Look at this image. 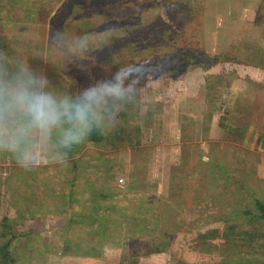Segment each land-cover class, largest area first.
I'll use <instances>...</instances> for the list:
<instances>
[{
  "label": "rangeland",
  "instance_id": "374dc122",
  "mask_svg": "<svg viewBox=\"0 0 264 264\" xmlns=\"http://www.w3.org/2000/svg\"><path fill=\"white\" fill-rule=\"evenodd\" d=\"M259 5L242 0H0L4 49L23 46L33 66L47 74L57 91L87 88L120 68L139 77L137 83L150 86L140 106L129 108L127 122L120 117L118 125L124 132L138 126L137 138L129 140L122 134L114 141H89L72 151L67 166L45 165L32 171L0 154V222L3 216L13 222L14 264H118L120 258L130 259L124 247L108 245L96 256L90 250L87 255L61 254L67 236L75 241L70 246L79 244L81 251L90 246L92 233L89 230L87 235L81 228L92 219V197L105 193L99 186L104 184L102 172L107 166L116 170L109 176L110 185L118 187L120 197L128 182L136 185L128 200H136L137 207L153 199L154 208L163 203L177 208L182 201L178 195L185 194L184 220L169 249L142 254L131 263L264 264V251L246 254L243 242L236 249L231 245L236 235L264 230V220L255 216L253 204L252 217L233 212L237 190L230 197L224 195L217 219L211 202H223V185H217L208 171L211 164L233 169L244 182L246 190L240 192L264 199V107L249 108V94L241 97L232 92L234 80L250 82L252 64L263 63L264 52L258 48L264 47V5L262 12ZM255 10L262 13L256 22ZM57 29L86 32L99 40L90 54L95 62L92 57L83 66L64 67L55 57L42 62L38 55L47 48L50 30ZM177 47L186 51L176 58L187 59L170 64ZM107 50L114 51L111 59ZM204 57L218 62L205 68ZM245 85L252 92L258 87L255 81ZM258 88L256 93L263 95L264 84ZM220 117L229 132L218 124ZM174 168L186 182L173 201L167 194ZM199 177L212 179L203 182L206 189L201 197L209 198L201 209L192 202ZM84 201L89 206H83ZM224 205L230 207L229 214ZM229 224L232 232L227 230ZM211 229L216 232L210 233ZM6 239L0 236V245ZM203 242L211 243L212 249L204 250Z\"/></svg>",
  "mask_w": 264,
  "mask_h": 264
},
{
  "label": "clouds",
  "instance_id": "9594fccd",
  "mask_svg": "<svg viewBox=\"0 0 264 264\" xmlns=\"http://www.w3.org/2000/svg\"><path fill=\"white\" fill-rule=\"evenodd\" d=\"M38 58L64 65L95 62L88 33L50 30ZM23 46L0 47V154L32 171L45 165L67 166L72 151L93 134L107 135L131 106H140L150 86L124 68L75 92L57 91L46 73L34 67Z\"/></svg>",
  "mask_w": 264,
  "mask_h": 264
},
{
  "label": "trees",
  "instance_id": "16d2710c",
  "mask_svg": "<svg viewBox=\"0 0 264 264\" xmlns=\"http://www.w3.org/2000/svg\"><path fill=\"white\" fill-rule=\"evenodd\" d=\"M118 42L121 44L123 40L120 38ZM0 47L4 48V44L1 41ZM177 48L178 49L174 48L175 54L172 57L173 59L171 60L170 64H181L184 63L187 59L176 58L181 53L184 54V51H186L182 48ZM113 52L114 51L108 52L107 50L106 54H108L109 59H111L110 57L112 56ZM108 58L106 61H109ZM204 58H206V60L208 61L205 65H203L205 66V68H210L213 64L218 62L217 58ZM195 63L201 62L196 61ZM120 117L123 121L127 122L128 117H131V113H128L127 111L126 113H122ZM224 120V117H220V121L218 124L227 128L226 130L227 132H229L230 128L228 127V125L222 124ZM231 129L234 131L237 128L232 126ZM139 132L140 129L138 126H132L131 132H124L123 127L118 126L114 129L111 136L108 137V135L93 134L89 138V141L94 144L99 143L103 140L114 141L115 139H118L122 134L125 135L129 140H131L133 138H137ZM134 141L139 142L136 139ZM232 170H224V167H214L213 164L209 165L208 167V171L212 174V179L215 180L216 184L223 185V202L221 201L219 202V204H215L214 202L216 201L211 202V204L214 205L215 214L217 213V215L214 216L220 220L222 207L221 204H225L224 195L230 197L231 192L235 193L237 190L238 192L236 194H238V197L234 199L235 201L233 203V206H235L237 210L233 212L237 211V214L240 213L244 217H252L253 212L249 208V206L250 204H253V206L256 207L254 209L257 212L255 216L264 220V199L254 194L251 195L250 198L248 197L247 192H240V190H246L243 186L244 182L242 181L241 177L238 174H234ZM115 172L116 170H114L112 166H107L103 170L102 180L104 184L100 183L99 188H104L105 193L102 192L98 195V197H92V219H89V222L86 223L85 227H80L81 229L86 231L85 233H87L89 230V235L90 233H92L90 246L87 250L81 251V249L79 248V244H76L74 246L72 245L73 247L70 246V244H74L75 241L70 236H67L66 243L64 244V248L62 249L61 254L68 255V253L71 252L70 254L73 255H78L80 253L87 255V251L90 250L92 251L90 255L92 254V256H96L100 254L99 249L102 250V247L104 245H108L110 247L117 246L121 248L124 247V249L129 251L130 254V259H125L124 257L120 258L118 264H133L130 260L136 261L142 254L160 253L169 249L172 237L176 232H178L184 220V214L186 213L184 203L185 194H183V192L181 191L182 186L185 185L186 177L184 175H180L175 168L170 174L167 196H169L170 199L173 200L174 197L177 198L178 190L182 192L180 195H178L179 197H181L182 201L179 202V206L177 208H174V206L171 205H166V203H163L161 205V208H154L155 202L153 201V199L149 201L147 200L149 203L147 206L137 207L136 200H128L130 197L129 195L135 193L131 191L132 189L136 188V185H133V181L128 182V184L126 185V192L123 193L122 197H120V192L118 193V191H115L118 190V187L110 185L111 180L109 176L110 174H113ZM211 180H207L203 177L197 178L198 194L194 199H192V202L193 204L194 202L199 203L200 209L203 206H206L209 198L208 196L201 197V191L206 189L205 187H203V182H211ZM83 206H89V203L86 204V201H84ZM159 209L161 211L160 215L159 213H157ZM164 210L167 212H165ZM223 210L226 214L229 212L227 210H230V207L224 205ZM74 223L76 224V221L70 223V225L67 227L68 231L70 230L71 225ZM0 224V236L7 238L0 245V264H14L15 258L13 255H11L10 252V242L14 238V234L12 232L13 222H11L6 216H3ZM232 229V225L229 224L227 230L232 232ZM210 231H212L210 233L216 232L213 229H211ZM154 233L157 234V237L155 239H151ZM234 235L236 234L233 233L232 236ZM207 236L209 235H201L200 238L204 239V237ZM236 236L237 239L235 240L233 238L231 244L234 249L237 248L238 243L243 242L246 248L243 251L246 254H249L251 252L255 253L257 249L260 250V252L264 251V230L254 234L250 231H246V237H240L239 235ZM86 242L87 241L85 240L84 243ZM254 243H257V245H254ZM202 244L206 246V248L204 249L206 251H210L213 247V245L208 242H203Z\"/></svg>",
  "mask_w": 264,
  "mask_h": 264
},
{
  "label": "crops",
  "instance_id": "0c3cea01",
  "mask_svg": "<svg viewBox=\"0 0 264 264\" xmlns=\"http://www.w3.org/2000/svg\"><path fill=\"white\" fill-rule=\"evenodd\" d=\"M242 2L244 3H248V4H255V7L256 5H259V11L261 10L262 12V7L264 5V0H242ZM259 11L255 10V15L252 17L255 19V22L262 17V13H260ZM260 16V17H258ZM261 28V27H260ZM260 31L263 32V30L259 29ZM264 33V32H263ZM258 49L262 50L264 52V47H259ZM263 63L261 64V61H256L255 64H252L253 66L251 68H253V70L251 69V81L249 82V80H247L246 82L243 81V79H240V81H236L234 80V86H233V94H236L237 96H240L241 97H245L246 94H249V97H250V102H249V108H252V107H259V108H263L264 107V94L263 95H260V94H257V88L259 86H261L262 84H264V77L263 78H260L259 77V74H263L264 76V54H263ZM254 81L256 82V86L258 85V87L254 88L255 92H252L251 89L249 87H246V83H254ZM232 87V86H231ZM230 88V87H229ZM259 89V88H258ZM261 89V87H260ZM257 92V93H256ZM262 92V91H260ZM252 114V113H251ZM250 128L252 129V126H250Z\"/></svg>",
  "mask_w": 264,
  "mask_h": 264
},
{
  "label": "built area",
  "instance_id": "2783aa9c",
  "mask_svg": "<svg viewBox=\"0 0 264 264\" xmlns=\"http://www.w3.org/2000/svg\"><path fill=\"white\" fill-rule=\"evenodd\" d=\"M121 180V179H120Z\"/></svg>",
  "mask_w": 264,
  "mask_h": 264
}]
</instances>
